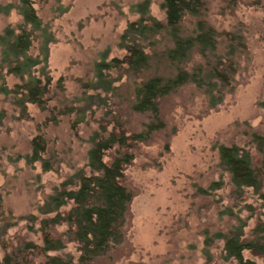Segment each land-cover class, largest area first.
I'll use <instances>...</instances> for the list:
<instances>
[{
	"label": "rangeland",
	"instance_id": "374dc122",
	"mask_svg": "<svg viewBox=\"0 0 264 264\" xmlns=\"http://www.w3.org/2000/svg\"><path fill=\"white\" fill-rule=\"evenodd\" d=\"M143 1L33 0L38 17L54 36L48 67L53 83L61 81L63 89L54 88L50 96L47 106L55 110L49 121V109L28 105L27 112L20 114L10 96L0 94V232L4 231L1 240L9 246L21 248L23 242L41 246L38 208L77 171L88 173L87 152L95 132L114 120L122 122L130 134L145 124V117L130 112L128 106L139 79L123 77L110 95L84 92L79 86V81H93L95 63L124 57L119 38L129 23L138 20L134 9ZM204 1L209 26L218 32L236 30L245 38L248 53L241 58L236 89L216 109H209L205 96L194 87L161 102L165 129L132 150L134 161L125 171V185L133 199L124 240L109 256L91 264H233L224 259L223 242L215 235L229 233L239 218L247 224L244 233L249 239L257 222H264L258 197L245 191L238 199L218 167L221 145H235L251 152L254 161L258 158L251 138L264 136V0H239L237 5L231 0ZM11 2L0 0V6ZM148 2L149 15L164 22L161 0ZM20 20L14 11L0 15V34ZM194 23L188 18L183 27L189 31ZM37 49L36 43L30 53L36 55ZM110 74L115 80L119 77L114 71ZM6 83L11 88L18 81L7 77ZM95 94L107 96L106 107L85 102ZM66 108L75 111L64 114ZM39 136L46 148L42 158L53 165L49 172H43L39 162L26 161L32 140ZM221 182L220 190H207ZM199 189L208 194L197 193ZM67 232L63 226L54 229L53 238L62 240L65 247L48 256L78 264L77 245L67 241ZM2 255L0 249V260ZM243 257L263 264L248 251ZM34 264H45V260L36 258Z\"/></svg>",
	"mask_w": 264,
	"mask_h": 264
},
{
	"label": "trees",
	"instance_id": "16d2710c",
	"mask_svg": "<svg viewBox=\"0 0 264 264\" xmlns=\"http://www.w3.org/2000/svg\"><path fill=\"white\" fill-rule=\"evenodd\" d=\"M12 1L0 6V15L8 16L14 11L21 20L19 25L7 26L0 34V94L10 96L20 114L27 112L28 105L41 111L49 109V121L55 110L47 106L50 96L54 88L60 92L63 89L61 81L53 83L48 67L49 46L55 39L48 24L38 17L33 0ZM231 1L237 5L239 0ZM161 2L164 22L149 15L148 0L138 4L134 9L138 20L129 23L119 38L118 46L125 52L124 57L110 62L102 59L93 66L92 82L79 81L84 92L110 95L118 88L113 85L123 77L139 79L128 106L130 112L145 117V124L139 132L130 134L122 122L114 120L101 127L100 133L95 132L87 152L88 173L77 171L38 208L41 246L30 242H23L21 248L9 246V242L1 240L2 230L0 264H34L36 258H43L45 264H70L48 256L65 247L62 240L52 235L55 228L62 226L68 231L67 241L77 245L78 264H91L109 256L124 240V225L133 199L125 185V171L134 161L132 150L165 129L161 102L183 88L194 87L205 96L208 108L216 109L225 96L234 93L241 58L248 53L245 38L239 31L218 32L209 26L204 20V0ZM188 18L195 21L189 31L183 27ZM36 43L37 54L32 55ZM112 71L119 73L116 80L111 77ZM7 77L18 83L8 88ZM106 97L95 94L84 101L106 107ZM74 111L66 108L64 114ZM44 142L41 136L32 140L26 161L39 162L42 171L49 172L53 165L42 158L46 152ZM251 144L258 157L256 161L248 150L221 145L218 167L227 175L238 199L243 198L245 191H252L264 208V136L253 134ZM223 185L213 183L207 190L217 191ZM207 190L199 189L197 193L208 194ZM68 205L70 209L63 210ZM30 219L35 220L32 216ZM246 226L245 221L236 218V226L229 233L215 235L223 242L224 259L233 264H256L244 259L243 253L248 251L264 264V222H257L249 239H245Z\"/></svg>",
	"mask_w": 264,
	"mask_h": 264
}]
</instances>
